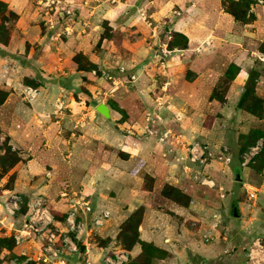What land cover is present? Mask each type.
<instances>
[{
  "label": "crops",
  "instance_id": "obj_1",
  "mask_svg": "<svg viewBox=\"0 0 264 264\" xmlns=\"http://www.w3.org/2000/svg\"><path fill=\"white\" fill-rule=\"evenodd\" d=\"M0 1L18 14L10 28L8 43L0 44V89L8 92L0 105V139L8 137V143L21 156L11 169L15 173L13 188L3 187L7 175L0 180V220L4 225L19 228L23 222V216L13 218L14 222L2 217L3 202L9 192H19L27 201L38 197V193L44 194L52 208L60 212L66 211L70 198L79 193L86 195L97 207L108 209L110 217L100 227L87 251L83 247L79 254L68 257V263L103 264L102 257L108 251L122 248L116 242L121 223L142 207L139 239L156 248L149 264H219L221 253L227 254L225 263L233 264L239 259L237 251L244 252L243 264H246L247 243L240 249L241 245L219 238V229L213 241L205 242L202 238L203 232L214 221V215L222 225V214L214 205L203 202L202 194L212 191L210 188L204 190L207 187L195 180L203 163L190 162L186 158V149L179 145L159 143L154 136H144L139 130L132 132L129 128L135 127L133 118L139 111L134 89L130 93L132 96L128 95L124 101L117 99L119 104L112 98L106 100L107 91L114 87L94 100L95 95L94 98L91 96L93 88L98 87L97 82L106 79L95 78L90 70L79 68L71 57L81 53L87 61L98 64L97 68L109 69L114 74L118 65L109 67L104 63L111 56L126 69L120 80L138 89L144 110L154 104L148 95L153 84H144V81L148 80L145 73H149L156 58L159 64L150 69L165 74L161 78L164 82L159 94H156L165 98L163 116L172 118L168 122L175 120V124H184L187 128L192 116L202 121L203 115L209 112L212 117L209 127L202 126L201 129L197 124L199 120L194 124L197 132L204 135L216 126V116L224 117L223 112L233 105L223 103L218 106V100L209 98V88L223 80L228 66L234 64L237 71L228 82L224 99L227 103L235 101V114L239 117H246L250 122L252 118L264 120V114L256 116L238 106L251 71L258 73L254 94L264 102V62L259 59L264 54L259 48L264 42V3L251 5L250 12L255 19L241 23L225 12L222 0H73L74 31L65 39L52 42L41 26L32 0ZM105 24L110 35L102 39L95 52L94 46ZM173 33L185 36L187 45L167 47ZM165 46L170 53L161 59V48ZM131 74L135 75L132 81ZM23 79L39 82L34 98L21 94L26 85H32ZM137 79L139 84L135 83ZM203 98L205 101L202 102ZM58 101L62 102L61 108L57 107ZM198 102L204 103L202 108L195 105ZM101 103L107 106L109 117L97 111ZM188 104L194 107L186 111ZM123 108L127 117H124ZM176 115L179 119H175ZM182 116L188 119L182 120ZM143 117L144 111L142 120ZM142 123H138L140 128ZM163 126L166 127L164 121ZM182 130L185 136L189 135V130ZM212 163L208 161L205 165ZM246 169L241 167L242 173ZM241 170H234L235 180L239 173V182L246 189L256 190H252L255 197L249 206L246 202H238V206H234L237 215L233 216L241 227L252 225L264 229L261 217L264 169L257 187L243 182ZM146 177L152 179L150 189H144ZM222 178L217 173L211 181L215 183ZM165 184L188 195L189 203L181 205L165 197L161 193ZM214 191L225 197L222 190ZM243 205L253 210L252 218L246 219L239 212ZM224 206L221 202L223 211ZM9 233H1V236L8 237ZM237 233L239 238L244 237L242 231ZM97 237H100L98 243ZM29 247L34 246L24 242L14 245L11 250L1 248L0 264L5 263L2 261L5 256ZM127 250L135 261L144 260L146 256L139 243ZM222 261L223 257L220 264Z\"/></svg>",
  "mask_w": 264,
  "mask_h": 264
},
{
  "label": "rangeland",
  "instance_id": "obj_2",
  "mask_svg": "<svg viewBox=\"0 0 264 264\" xmlns=\"http://www.w3.org/2000/svg\"><path fill=\"white\" fill-rule=\"evenodd\" d=\"M255 1L258 2V0H255ZM32 2L34 3L33 4L34 10H36L37 17H40V19H41V26H43V28L46 29V26L44 25V22H43L44 15L41 14V9L36 5L34 0H32ZM11 26L12 25H10V27ZM103 30H104L103 33L100 35V37L98 39L99 41L94 46V50H96L95 52H98L97 48H99L100 42L102 41V39L104 37L110 35L109 28L106 26V24L103 26ZM45 32L47 33L49 40L52 42H56V41H59V40L66 38V37L64 38V36H60L58 39L52 40V39H50V34L48 33L47 29L45 30ZM183 40L184 39L182 37H180L179 35H172L171 38L167 41L166 46L169 48L173 47L174 45L180 46L183 43ZM80 54L81 53H77V54L73 55L71 57V59L73 61L79 63V65H83V67L86 69V66H88L89 63L87 61H85V59H83V57H80ZM123 56H124V54H123ZM112 59L113 58H111V56L107 57L106 60H104V61H106V62H104L105 65L109 66V67H111V66L115 67L116 65L122 66V64H117V62H115V60L114 59L112 60ZM153 59L154 58H152L151 60H153ZM158 64L159 63L156 60V58L151 63L152 66H157ZM94 65H95V67H97L98 64L95 63ZM152 66L149 67V70H150V71H148L149 73H147V74L145 73V75L148 76V80L144 81V84H147V83L153 84V86H150V88L148 89L149 90L148 95H150L154 101V104L152 102L153 107L158 106L160 109H162L163 101L165 100V98L163 100L162 96H161L162 98H160L159 95L156 96V94H159V91L161 88L160 86H161L162 82H164V80L161 78L164 77L165 74L158 71L157 69H150ZM86 70L89 71V69H86ZM116 72H117V70H116ZM116 72L114 74H116ZM93 76H91V77H93ZM23 80L25 82H27L28 84L29 83L32 84V85H26V86H32V87H35L36 89H38L36 84H38L39 82H37L36 80H32V81L27 80V79H23ZM135 83L139 84L140 83L139 79H137V81ZM97 85H98V87L93 88V92H91L92 98H94V95H95L94 100H97L100 96L103 97V95H105L103 93L105 90H107V89L109 90L112 87H114V90L111 89L110 91H107V94L105 96H107L106 100L109 98H112L114 101H116L117 104H119L117 99H120V100L122 99V101H124V99L128 95H129V97L132 96V94H130V93L133 92L132 90L134 89V92L136 94L137 105H138L139 111L137 113L135 112V115L133 118V120H135L134 121L135 127L134 128L130 127L129 129L132 132L135 131V133H137L138 130L140 131L141 128L139 127L138 123L141 124V122H143L142 114H143V111H145L144 110L145 104H143L144 101L142 99H140V94L137 91L138 89L129 87L127 81L120 80V79H118L116 83H113L108 79H106L105 82L100 80V82H97ZM227 89H228V82H226L225 79L219 81V83H217L213 88H209V91L211 94L215 90L214 95H215L216 100H218V103H217V104H219L218 106L224 105V104H233V105L229 110H225V112H223L225 115L224 117L220 116V115L216 116V126L214 127L213 130H211V132H209L206 135H204L203 132H201V133L197 132V129L194 126V124H196L195 121L199 120V123H197V124L200 125L199 127H201V129H202V126L203 127L204 126L209 127L211 125L212 117L208 111H207L208 113L205 116L203 115L202 121L199 118H197V116H192L191 120L187 124L188 125L187 128L184 127L185 126L184 124H183L184 126L179 125V123L175 124V120H171V122L170 121L168 122V120L172 119V118H170V117L166 118L165 115L163 116V119H164V122L166 124V127H169L172 130V133L174 134V137H172L173 140H176L174 142V144L183 147V149H186L188 147V145H191L193 143H199L202 146H205L206 155L211 154L207 157H208V161L210 163L213 162L212 165H210V164L205 165V163H203V165L201 167V171L198 175V179L195 178V180L197 181V183L199 185H201L203 187H207V188H204V190L210 188V190L212 191L211 193L209 191V194H205V193L202 194L204 196L203 202L206 201L207 203L209 202L210 204L214 205L217 208L218 212H220L222 214V225H221V221H220L219 226H218V229H219L218 235H220L219 238L222 239L224 237L225 241L231 240V243H233L235 245L239 244V246L241 245L240 247L238 246L241 249V247L245 246L246 243L248 244L247 245V248H248L251 241L256 236H264V229H260L259 227H255L252 225H251V227L249 226L247 228L241 227L242 224L239 223V221L236 220V218L233 216V207L238 206V202H243L244 204H245V202L247 204H249L251 202V200H249L247 198L246 187L243 186V183L235 180V178H234L235 171L234 170L235 169L241 170V167L239 164V154H240L239 153V143H242L243 141L245 143H247L250 141V139H252V137H255L254 142L249 144V146H248V148H249V147L255 145L257 143V141H259L261 138H264V120H259L260 118H255V119L252 118V120L250 122L248 119H246V117H239L237 114H235V101L227 103L226 100H224V96L226 95ZM206 92H207V90H206ZM21 94L24 96L23 91ZM84 94L87 96V93L85 91H84ZM113 94H114V96H113ZM211 94H210L209 98H211ZM256 97L250 96L248 99H246V101L242 105V108L244 110H247L248 112L255 114L256 116H261L262 114H264V102L260 98H258V97L256 98ZM204 98H206V97H204ZM204 98H203L202 102L205 101ZM131 99H133V97H131ZM199 101H200V99H199ZM166 102H167V100H166ZM202 102H198V104H195V105L196 106L199 105L200 108H202V106L204 105V103H202ZM128 103L130 104V100ZM57 104H59V101L57 102ZM122 105L124 107V102H122ZM188 105H189L188 107H185L186 111H188L191 107H194L191 104H188ZM200 108H199V110H203ZM122 111L125 114L124 108ZM226 111H228V112L226 113ZM124 117H127V113L124 115ZM175 119H179V116L176 115ZM183 119L187 120L188 118L185 116H182V120ZM182 129L189 130L188 131L189 133H187L189 135L185 136L183 134ZM203 130H205V129L203 128ZM246 138H248V139H246ZM6 140L8 141V137H4L3 139H0V154L4 152L3 149L6 146L5 145ZM263 148H264V145H263L262 149L255 155L254 161L256 160L257 156H259V154H261L263 152ZM186 154H187V152H186ZM218 156L230 157V161L224 162L223 160L219 159ZM261 159L262 158L257 159V161H255V163L253 162L254 164L250 163L248 169H246V171H243V173H242V170L240 171V174H242V176L245 178V180H243V182L247 181L248 183H251L257 187L261 177H263L262 173H263V169H264V166H263L264 163L262 162ZM211 160H216L217 162L211 161ZM9 162H10V159L7 157V154H4V156L1 157V161H0V163L2 165V166H0V171H2L3 170L2 167L8 165ZM251 164H252V166H251ZM203 166L208 167V169L203 167ZM217 173H220V176H223V178L220 181H216L214 179L215 180V183H214L211 180H213L215 174H217ZM12 174L15 175V173L12 172V170H10L6 174L7 176L4 175V176H6L3 179V181L5 180V182H3L4 185L9 183V181L12 178ZM205 178L210 181L209 184H205V183L201 182ZM145 183L148 187L151 184L149 179H145ZM66 185H68V184H66ZM220 186H222L223 188H219ZM66 187H67V189L70 188L69 186H66ZM214 190H222V192H224V194H225L224 195L225 197L220 196V193L216 194ZM252 190L256 191L254 189H252ZM197 191L201 195L200 188H198ZM10 193H12V192H9V194ZM71 193H72V191H71ZM257 193H258V191H257ZM78 195H79V193H77L76 195H73L72 197H78ZM38 197H44L48 201L49 206L52 208V205L50 204L51 201L48 200L49 198L47 196H44V194L38 193ZM63 197H65V196H63ZM35 198H37V197H35ZM34 199H32L31 201L29 199L28 202H32ZM223 199H225V200H223ZM23 200H24V198H23ZM221 202H223L225 204L224 211L222 210L223 208L221 207ZM206 206H209V205H206ZM20 211H21V209H20ZM239 212L242 213L243 216L246 217V219L252 218L254 216L253 210L246 209L244 205L242 206V208H240ZM21 216H23L22 213L17 212L13 217H11L8 214H5V210H4V214L2 215V217H7L9 219H12V220H10V222H14V219L16 220V219L20 218ZM261 217H262V220L264 222V210L261 214ZM11 225L12 224H10V226ZM3 226H6V225H4L3 222L0 223V229L2 231L1 232L2 234H4L5 229L7 227H9V226H6V228H4ZM13 227H15V226L12 225L11 229H14ZM238 230H240L244 233V237L242 236L239 238L238 233H237ZM1 233H0V235H1ZM10 233H12V230H10ZM128 233H131V232H128ZM98 239H100V237L96 238V243H98ZM8 243L9 242L7 241V244ZM27 243H29V242H27ZM30 244H32V243H30ZM148 251L149 252L146 253L148 255L156 253V251L152 250V249H148ZM237 253L239 254V259H238L237 263H233V264H243L244 252L243 251H237ZM9 257H11V255H8V257L5 256V258L2 261H6L7 259H9ZM222 257H223L222 264H228L227 262L225 263V261L227 260V254L223 255V253H221L220 259L218 261L219 264H220V260ZM144 258H146V256H144Z\"/></svg>",
  "mask_w": 264,
  "mask_h": 264
},
{
  "label": "built area",
  "instance_id": "obj_3",
  "mask_svg": "<svg viewBox=\"0 0 264 264\" xmlns=\"http://www.w3.org/2000/svg\"><path fill=\"white\" fill-rule=\"evenodd\" d=\"M44 15V25L50 34V39L56 40L60 36L68 37L73 32L72 15L75 8L73 0H34ZM262 2V0H258ZM170 50L165 46L161 48V59H164ZM264 62V54L259 56ZM125 68L117 66V74H112L109 69L93 68L90 73L97 77H103L116 83L119 75L125 73ZM135 75H130L134 80ZM24 96L29 99L38 94V89L26 86L23 90ZM159 105V104H158ZM62 107V102L57 104ZM163 112L158 106L145 109L143 126L139 131L144 136H154L159 143L173 145L174 134L169 127L163 126ZM264 138L246 149L239 159L242 168H248L254 162L255 155L262 149ZM186 158L193 163H206L209 155H206L205 146L193 143L186 148ZM224 162L230 161V157L218 156ZM202 183L209 184L208 179ZM76 195V194H75ZM249 200L254 199L252 190L246 189ZM24 200L21 193L12 192L3 203L5 214L13 217L20 211ZM251 202L248 204L250 205ZM65 215L62 220L55 217L48 201L44 197H37L32 202L27 201V208L23 214V222L19 228L11 229V226H3L5 233L12 230L9 236L14 240V245L24 242L33 244V248L23 249L19 253L9 257L4 264H71L68 257L79 254L81 247L87 251L88 245L98 235L100 227L110 217V211L106 208L97 207L86 195L71 197ZM3 221L0 220V223ZM219 221L214 215V221L203 232L202 238L205 242L213 241L218 230ZM0 229V233H1ZM8 236V237H9ZM246 251V264H264V236H256ZM103 264H140L134 262L130 252L125 248H113L102 257Z\"/></svg>",
  "mask_w": 264,
  "mask_h": 264
},
{
  "label": "trees",
  "instance_id": "obj_4",
  "mask_svg": "<svg viewBox=\"0 0 264 264\" xmlns=\"http://www.w3.org/2000/svg\"><path fill=\"white\" fill-rule=\"evenodd\" d=\"M262 2L264 3V0H262ZM255 3H257L255 0H222V5H223L225 12L231 14L235 21H238L241 23H249L255 19L254 14L252 12H250L251 5H253ZM17 18H18V14L16 12H14L13 10H10L7 7V4L5 2L0 1V44L6 45L8 43L9 33H10V28H11L10 25H12L16 21ZM173 35H179L180 37H182L184 39L183 43L180 46L185 47L187 45V38L185 36H183L179 33H173ZM259 48L262 52H264V42L259 46ZM80 57H83V59H85V57L81 54H80ZM85 61H87V60L85 59ZM87 62L89 63V65L86 66V69H89L91 71V69L97 68L90 61H87ZM78 67L84 68L83 65H79ZM236 71H237V67L234 64H230L228 69L224 73L225 81L229 82V80H231L233 78V76L236 74ZM122 75H124V73ZM122 75H119L120 78L123 77ZM257 76H258L257 72L252 73V71H251L249 73V76H248V78L245 82V85H244V92L238 101V106H242L243 103L246 101V99H248L250 96H253V97L255 96L254 87H255V79L257 78ZM214 91L211 94V99L215 98V95H214L215 92ZM7 95H8L7 91L0 89V105L3 104ZM248 138H246V139H248ZM254 140H255V137H252V139H250V141L247 143H245L244 141L242 143H239V153H240L239 157L248 148L249 144L254 142ZM5 145L6 146L3 149L4 152L1 153L2 155L0 154V161H1V157L4 156V154H7V157L10 159V162L8 163V165L2 167L3 170L0 171V179L2 177H4V175H6L21 160V156L19 154V151L16 149H13L7 140H6ZM259 158H262L261 160L264 163V148H263V152L261 154H259V156H257L255 161H257V159H259ZM255 161H254V163H255ZM0 166H2L1 163H0ZM251 166H252V164H251ZM145 179H149L150 181L152 180L151 177H146ZM14 180H15V175L12 174V178L9 181V183L4 185L3 187L7 188V189H12L13 184H14ZM143 186H144V189H150L151 184L148 187L145 183V180H144ZM161 193L165 197H167V198H169V199H171V200H173V201H175L181 205H187L189 203V200H190L188 195L184 194L177 187H174V186L169 185V184H165L163 186ZM26 208H27V200L24 199V202L21 206V211H19V213H22V215H23L26 211ZM51 209H52V211H53V213L57 219L62 220L64 218V215H65L64 212L57 211L53 208H51ZM142 216H143V208L142 207H139L138 209L133 211L127 217V219L121 223L119 230H118V233L116 235V240H117L116 242L122 248H125V249H130V248H132V246L139 243L142 247L144 254L146 255V258H144V260H139V261H135L134 259L133 260L136 263L149 264L150 258L152 257L151 256L152 254L148 255L146 253L149 252L148 249L155 250L156 248H154L153 245L146 243V242L139 239L138 226L141 223ZM128 232H131V233H128ZM7 241L9 242L8 244H7ZM13 241L14 240L11 237H4V236L0 235V249L5 247V248L11 250L12 247L14 246ZM82 250H83V247H81V251ZM13 255H15V254L12 253L11 256H13Z\"/></svg>",
  "mask_w": 264,
  "mask_h": 264
},
{
  "label": "water",
  "instance_id": "obj_5",
  "mask_svg": "<svg viewBox=\"0 0 264 264\" xmlns=\"http://www.w3.org/2000/svg\"><path fill=\"white\" fill-rule=\"evenodd\" d=\"M96 109L105 117H109L108 108L105 104L103 103L99 104ZM235 177H236V180L238 181L241 180L239 173H236ZM233 214L237 215V210L235 207L233 208Z\"/></svg>",
  "mask_w": 264,
  "mask_h": 264
}]
</instances>
